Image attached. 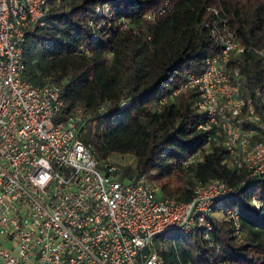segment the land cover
Instances as JSON below:
<instances>
[{
    "label": "trees",
    "instance_id": "trees-1",
    "mask_svg": "<svg viewBox=\"0 0 264 264\" xmlns=\"http://www.w3.org/2000/svg\"><path fill=\"white\" fill-rule=\"evenodd\" d=\"M222 19L242 42L264 46V0H51L45 25L24 44L27 80L57 82L63 111L82 108L83 140L99 168L108 171L113 152L130 153L134 166H119V178L145 176L179 200L198 180L220 178L234 188L215 200L213 212L223 216L213 215L210 229L157 236L176 235L158 252L163 264H205L210 256L264 264V174L228 165L215 127L198 128L206 115L195 105L197 91L180 89L219 49L210 26ZM228 64L239 68L245 95L264 87L259 56L247 52ZM193 153L201 159L186 163ZM227 209L237 212L241 239Z\"/></svg>",
    "mask_w": 264,
    "mask_h": 264
},
{
    "label": "built area",
    "instance_id": "built-area-1",
    "mask_svg": "<svg viewBox=\"0 0 264 264\" xmlns=\"http://www.w3.org/2000/svg\"><path fill=\"white\" fill-rule=\"evenodd\" d=\"M50 1L0 0V264H163L155 238L210 229L215 200L234 188L220 178L198 180L192 196L179 200L145 176L119 178L112 162L99 168L83 140L82 108L64 112L61 85L25 75L24 44L45 25ZM96 10L102 14L100 4ZM210 35L219 49L180 89L197 91L195 105L206 115L198 128L215 127L228 165L264 174V87L245 95L239 68L228 64L247 52L264 63V46L242 42L226 19ZM198 159L193 153L186 163ZM226 216L241 239L236 210ZM205 264L243 263L210 256Z\"/></svg>",
    "mask_w": 264,
    "mask_h": 264
},
{
    "label": "rangeland",
    "instance_id": "rangeland-1",
    "mask_svg": "<svg viewBox=\"0 0 264 264\" xmlns=\"http://www.w3.org/2000/svg\"><path fill=\"white\" fill-rule=\"evenodd\" d=\"M57 119V117H56ZM109 159L112 163L119 165L120 167H133L134 163H135V158L132 154L130 153H116L113 152L110 154ZM150 182H155L152 181L151 179H147ZM157 182V181H156ZM214 216L216 217H222L223 213L219 210L215 211L213 213ZM170 235L169 237H157L155 238L154 242H153V248L155 250H157V252H159L161 247H166V246H170L173 242V239L176 237L175 234H173L172 232H168Z\"/></svg>",
    "mask_w": 264,
    "mask_h": 264
}]
</instances>
